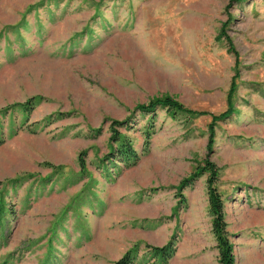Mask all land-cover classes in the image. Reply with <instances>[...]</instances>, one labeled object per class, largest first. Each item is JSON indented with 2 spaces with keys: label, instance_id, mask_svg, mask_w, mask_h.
<instances>
[{
  "label": "rangeland",
  "instance_id": "rangeland-1",
  "mask_svg": "<svg viewBox=\"0 0 264 264\" xmlns=\"http://www.w3.org/2000/svg\"><path fill=\"white\" fill-rule=\"evenodd\" d=\"M232 85L210 149L208 115L157 110L120 128L135 165L108 155L134 105L217 114ZM205 158L234 264H264V0H0V264H110L131 247L153 264L146 245L171 240L166 264H219L208 174L175 190Z\"/></svg>",
  "mask_w": 264,
  "mask_h": 264
},
{
  "label": "trees",
  "instance_id": "trees-1",
  "mask_svg": "<svg viewBox=\"0 0 264 264\" xmlns=\"http://www.w3.org/2000/svg\"><path fill=\"white\" fill-rule=\"evenodd\" d=\"M232 95L233 85L230 87V90L227 95L226 109L217 114L210 113L205 110H198L187 107L175 98L168 95H164L161 97H153L147 102L138 103L134 105L131 113L123 120L112 119L110 121V143L108 155H112V160L117 159L118 163H121L123 168H128L132 165H135L138 161L139 153L134 148L130 136L124 132H121L120 128L123 127L125 130L130 129V127L132 126L131 119L133 118V113H138L142 114L143 116H147L148 120L146 127L151 128L153 126L155 118L157 117V110H164L171 117H175L177 113L190 116L208 115L210 117V123L208 125V128L210 132H212L209 137L210 140L207 144V148L210 149L213 139V126L216 124V122L228 118L233 113ZM33 106L34 98H29L25 102L18 104V107L23 110L25 118L28 115L27 111ZM95 131L98 132L95 136H98L101 133V128H97ZM149 133L150 132L147 130L145 140L146 142L149 141ZM80 165L82 169L85 168L83 157H80ZM205 173L208 174L206 179V188L208 195L209 212L211 215V230L216 241V247L218 249V262L219 264H234L233 244L230 241L226 230V222L224 219L223 211V199L215 185L218 179V167L216 166V164L205 158L199 165L196 166V168L188 176L183 178L179 182V184L175 186V190L180 198L184 197L183 194H181V190L193 184L198 177L202 176ZM24 177L25 175H23V178ZM21 178L22 176H16L14 178H10L9 180H7V182L14 185L15 183L19 182ZM1 183L2 181H0V184ZM180 198L178 200L179 203L182 201V199ZM0 205L1 209H3V205L1 202ZM146 247V253H149L155 258V262L153 264H166L175 253V242L173 240L168 241L166 244L161 246L146 245ZM136 250V247H131L122 256H120L118 259L111 262L110 264L135 263L137 259Z\"/></svg>",
  "mask_w": 264,
  "mask_h": 264
}]
</instances>
